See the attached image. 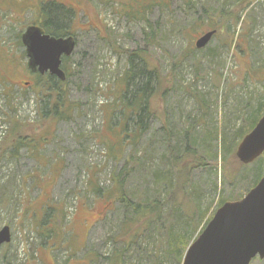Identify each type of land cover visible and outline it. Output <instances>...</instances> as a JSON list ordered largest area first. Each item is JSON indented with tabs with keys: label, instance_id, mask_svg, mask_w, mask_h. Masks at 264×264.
<instances>
[{
	"label": "rangeland",
	"instance_id": "374dc122",
	"mask_svg": "<svg viewBox=\"0 0 264 264\" xmlns=\"http://www.w3.org/2000/svg\"><path fill=\"white\" fill-rule=\"evenodd\" d=\"M59 7L69 14L62 37L76 42L62 83L38 78L22 43ZM133 55L162 79L145 128L116 157ZM263 102L264 0H0V230L11 231L0 264H183L187 249L176 254L169 235L188 234L191 245L222 199L243 198L264 175L263 157L243 164L236 154L237 132ZM128 124L132 134L133 115ZM190 126L200 158L187 161V183L160 186L173 173L169 145ZM216 132L231 137L226 149ZM122 193L160 211L131 241L122 237L132 215Z\"/></svg>",
	"mask_w": 264,
	"mask_h": 264
},
{
	"label": "water",
	"instance_id": "95a60500",
	"mask_svg": "<svg viewBox=\"0 0 264 264\" xmlns=\"http://www.w3.org/2000/svg\"><path fill=\"white\" fill-rule=\"evenodd\" d=\"M208 30L196 41V48L207 46L216 34ZM28 68L66 80L63 58L75 49L73 36L55 37L41 26L30 25L22 35ZM237 157L243 164L264 158V115L240 142ZM11 239L9 226L0 230V249ZM264 259V175L241 199L226 201L215 212L198 238L186 250L183 264H251Z\"/></svg>",
	"mask_w": 264,
	"mask_h": 264
},
{
	"label": "trees",
	"instance_id": "16d2710c",
	"mask_svg": "<svg viewBox=\"0 0 264 264\" xmlns=\"http://www.w3.org/2000/svg\"><path fill=\"white\" fill-rule=\"evenodd\" d=\"M47 4L49 5V7L53 5V3L49 2V3L44 4L43 7L47 6ZM60 7L58 8L59 10L56 9L51 14H48L49 17H46L44 22L42 24L41 23L39 24L45 30L46 33L52 36H55V37H62L66 35L65 27L69 21L68 12L65 11L63 7L61 8L62 9L61 10ZM147 9L146 11H143L142 14L146 13ZM58 23H64L63 25L65 26L58 28L56 26ZM150 28H152V25H150ZM132 57H134V55L131 56V58ZM67 58L68 56L64 57L63 61L66 60ZM145 61H146L145 59L141 58L139 61L140 63L139 65V63L136 64L132 58L129 63L130 71L127 72L124 77V81L126 82L127 86L133 83L132 90H131L132 99L125 100L126 95L125 97H122L123 105L125 108L128 107L130 109V113L129 115L124 114L126 118L124 120L123 130L121 132L122 142L119 144V147L113 146L114 147L113 150L115 151L116 157L119 154L122 155V153L124 152L125 146H127L128 144H134V142H136L137 138L141 134V130L145 128L143 119L149 118L153 113L151 109L150 99L152 95L155 93L154 84L157 85L158 82H160L162 78L159 72L156 75L155 71L147 69V64L145 63ZM41 77L42 76L40 74L38 78H41ZM67 78H68V75L66 74V80ZM156 79L158 80V82ZM60 81L61 83L64 82L63 80H60ZM51 86L54 87L53 89H55L57 85L56 86L50 85V87ZM57 89H59V87H57ZM60 96L62 97V100H65L62 93L60 94ZM261 107L262 109H264V102L263 104H261L260 108ZM262 109H260V112L258 110H257L258 112L256 113L254 112L255 114L253 113L254 115L252 114L250 118H248V121L250 124L246 126V128H242L237 132V142L240 141L242 138H244L243 136L246 135L248 132H250L254 128V126L257 124L258 119L261 116ZM132 115L136 118V122H137L136 129L132 134H127L126 132H128V129H129L128 122ZM193 130L194 129L192 126H190L188 129H185L182 133L178 134V135H182L183 138H176L175 143H173L172 145H169L168 151L170 155H172V159L174 162L173 173L170 171H167L168 172V179H167L168 183L167 184L163 183L165 180H161L159 178L156 182L157 184H160V186H163L165 188L169 187L171 190H174V188L176 187V184L177 186L180 185L182 180L184 184L187 183L186 182L187 177H185V172H184L187 169V165H189L187 161L193 160L194 157L197 160L200 158L199 155L197 154L198 150L200 149L196 144V139L193 138V132H194ZM213 137H214L213 138L214 140L220 141V144L223 149H226L231 144L230 143L231 137H229L228 134H226L225 132L223 133L222 137L220 136L218 132H216ZM125 141H128V143H125ZM260 175L261 173L259 172L257 180L260 178ZM118 176L120 178L121 175H118ZM119 190L121 191V189ZM94 192L100 193V189L98 187L96 188L94 187ZM106 196L108 197V194ZM119 197L121 200H126L125 202L127 203L126 206L132 209V215L130 217H127V219L123 221V231L124 232L122 234L123 238L130 237L127 241H131L135 237L138 238L141 235V233L145 230L144 226L149 222L148 219L150 218L152 219V215L153 214L157 215V213L158 212L160 213V211H159V208L156 202H146L148 204L143 205L142 203H135V202L127 201L123 193H122V196H119ZM222 203H224L223 199L221 200L220 204ZM192 218L194 219L192 222V225H194V221L196 220L195 215H192ZM186 224H187L185 226L186 228H189L191 226V223H186ZM188 241H189L188 234L181 235V234L174 233V234L169 235V242L171 244V249L174 250L176 254L179 253V255H181L182 252L186 250L187 247L189 246L190 242ZM119 256H122V255L119 254ZM116 261H119V258H117Z\"/></svg>",
	"mask_w": 264,
	"mask_h": 264
},
{
	"label": "bare ground",
	"instance_id": "6f19581e",
	"mask_svg": "<svg viewBox=\"0 0 264 264\" xmlns=\"http://www.w3.org/2000/svg\"><path fill=\"white\" fill-rule=\"evenodd\" d=\"M39 9H40V8H39ZM38 11H39V10H38ZM40 15H41V14H40ZM123 85H124V84H123ZM123 85H122V86H123ZM122 169H123V168H122ZM111 173H112V172H111ZM96 175H97V174H96ZM112 176H113V175H112ZM94 180H95V179H94ZM93 183H94V182H93ZM101 191H102V190H101ZM104 192H105V191H104ZM107 192H108V191H107Z\"/></svg>",
	"mask_w": 264,
	"mask_h": 264
},
{
	"label": "flooded vegetation",
	"instance_id": "af4514ba",
	"mask_svg": "<svg viewBox=\"0 0 264 264\" xmlns=\"http://www.w3.org/2000/svg\"><path fill=\"white\" fill-rule=\"evenodd\" d=\"M46 74H48V73H46ZM51 76V75H50Z\"/></svg>",
	"mask_w": 264,
	"mask_h": 264
}]
</instances>
